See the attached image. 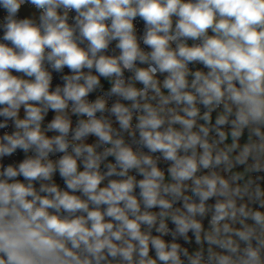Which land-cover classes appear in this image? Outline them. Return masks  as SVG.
Wrapping results in <instances>:
<instances>
[{
    "label": "clouds",
    "instance_id": "clouds-1",
    "mask_svg": "<svg viewBox=\"0 0 264 264\" xmlns=\"http://www.w3.org/2000/svg\"><path fill=\"white\" fill-rule=\"evenodd\" d=\"M0 6V264H264V0Z\"/></svg>",
    "mask_w": 264,
    "mask_h": 264
},
{
    "label": "built area",
    "instance_id": "built-area-1",
    "mask_svg": "<svg viewBox=\"0 0 264 264\" xmlns=\"http://www.w3.org/2000/svg\"><path fill=\"white\" fill-rule=\"evenodd\" d=\"M26 6H29L33 9H35V7L29 3H26L24 5L21 6V9L23 7H26ZM21 9L19 10L18 14H17V18L18 19H23V18H26ZM37 14L39 15V10L35 9ZM75 15L74 12L70 13V17H73ZM7 16V11L5 9H3L2 6H0V42H6V41H3V35H4V29H3V24L5 22V17ZM134 24L136 26V30H137V36L138 38L140 36L143 35V32H144V22L142 19H140L139 17L136 18V20L134 21ZM189 44L193 43L192 41H188ZM115 44L116 42L113 41L112 44L109 46V49L107 51L106 54L108 55H118L119 54V49H116L115 47ZM141 47H145L143 44H141ZM147 50V49H145ZM190 67H201L199 65H196V66H191ZM64 73L67 74L68 73V69L65 68L64 70ZM16 74V73H14ZM95 74V73H94ZM19 75V74H17ZM130 75V73L128 72H125V77L127 78L128 76ZM162 79V77H161ZM62 84V81L56 76V74H54V81H53V87H55L56 84ZM101 85L102 87L100 89H97L94 93L90 94L89 95V100L90 101H93L95 100V98H97L98 96H101L103 95L104 93H106L110 87H111V84L108 80H105L103 77H101ZM140 86V85H138ZM115 97H112L109 99V106H111V104L115 101ZM55 115V113H53L52 111L49 112V115L46 117L45 119V122H44V126H46V124L48 122L51 121V119L53 118V116ZM99 115V114H98ZM215 116V113L213 114ZM78 117L76 116H73L72 117V120H73V127H75V124H76V121H77ZM114 119V118H113ZM3 118L0 117V121H2ZM114 126H118V125H115ZM14 126L13 124L11 123V121H9V124H8V127L5 128V129H0V135H3L5 132L11 134L13 131H14ZM55 133H48V135H54ZM245 135H247V132L245 133ZM95 138L94 137H89L88 140L86 142L88 143H92L94 142ZM243 143V138H242V141ZM32 153H29V155H31ZM59 155L61 154H57L56 156H52L51 158L52 159H57L59 157ZM24 158V153H22L20 150H17L16 153H14L11 157H4L2 161H0V163H3L4 165H7L9 163H19L22 159ZM110 160H112V158H109ZM134 174V173H133ZM115 178V177H113ZM138 179L141 178V177H137ZM22 179V178H21ZM54 181L62 188L64 189V182L63 180L59 177V174L57 173L55 176H54ZM106 183V182H105ZM66 190V189H65ZM210 202H214V201H210ZM264 210V209H262ZM169 226L170 227H174L171 222L169 223ZM205 227H207V221H205ZM155 234V233H153ZM189 235L191 236L192 234L189 233ZM166 240L170 241L171 240V237H165ZM192 240H193V243L191 245H184V242L182 240H178L177 242L181 243L183 246H187L189 247V250L192 251V250H195L196 248H198V246L195 244L194 242V237H192ZM206 247V245H205Z\"/></svg>",
    "mask_w": 264,
    "mask_h": 264
},
{
    "label": "rangeland",
    "instance_id": "rangeland-1",
    "mask_svg": "<svg viewBox=\"0 0 264 264\" xmlns=\"http://www.w3.org/2000/svg\"><path fill=\"white\" fill-rule=\"evenodd\" d=\"M21 11L26 18H37L38 17L36 10L29 6L23 7ZM21 115H23V110L21 111ZM246 139H247V135L243 137V142L246 141Z\"/></svg>",
    "mask_w": 264,
    "mask_h": 264
}]
</instances>
